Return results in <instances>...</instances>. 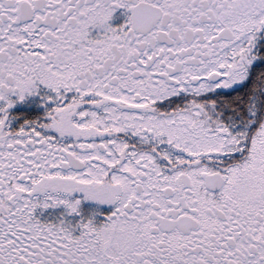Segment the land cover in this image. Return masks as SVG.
I'll use <instances>...</instances> for the list:
<instances>
[{"label": "snow or ice", "instance_id": "1", "mask_svg": "<svg viewBox=\"0 0 264 264\" xmlns=\"http://www.w3.org/2000/svg\"><path fill=\"white\" fill-rule=\"evenodd\" d=\"M0 264H264V0H0Z\"/></svg>", "mask_w": 264, "mask_h": 264}, {"label": "flooded vegetation", "instance_id": "2", "mask_svg": "<svg viewBox=\"0 0 264 264\" xmlns=\"http://www.w3.org/2000/svg\"><path fill=\"white\" fill-rule=\"evenodd\" d=\"M39 214V213H38Z\"/></svg>", "mask_w": 264, "mask_h": 264}]
</instances>
